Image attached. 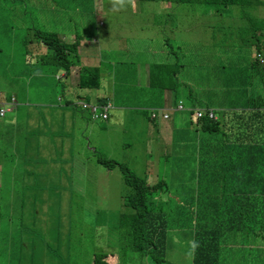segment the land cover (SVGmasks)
I'll return each instance as SVG.
<instances>
[{
  "label": "rangeland",
  "instance_id": "1",
  "mask_svg": "<svg viewBox=\"0 0 264 264\" xmlns=\"http://www.w3.org/2000/svg\"><path fill=\"white\" fill-rule=\"evenodd\" d=\"M243 2L242 6L212 9L177 4L173 0H136L134 9L114 11L112 0H0V15L6 21L0 42V103L9 104L10 97L17 101L14 110L0 118V150L4 151V155L0 154V264L45 262L40 252L30 259L24 258V245L30 246L31 241L33 247L42 249L40 239L51 223H62L63 215L73 212L84 223L77 229L75 242L76 228L72 226L71 238V246L78 250L81 264H88L93 255L101 252H115L121 257V264H156L150 257H141L137 252L117 246L123 238L118 228L121 217L134 213L124 206V199L128 197L125 179L131 181L135 177L149 186H161L171 197L164 207L176 210L189 208L190 201L199 199L194 194L201 190L193 177L201 132L197 136L191 131L179 132L180 125L189 128L190 125L179 123L176 114L166 112L167 120H162L170 125L173 134V155L169 144L166 167L161 158L165 147L155 143L159 138L154 129L160 122H151L149 109L159 103L155 99L156 93L161 92L158 81L168 78L167 70L160 67L178 63L176 56L183 48L199 50L201 45L210 46L201 53L216 57L219 64L207 63L203 67L191 64L193 73L184 81L181 78L184 68L180 67L177 78L185 84L184 95L188 91L200 94L202 105L214 109L221 120V111L229 109L232 97L237 94L228 82L239 83L242 75H246L245 72L235 76L229 64L243 58L248 69L250 60L256 63L264 58V33L258 48L253 41V22H264V0ZM35 30L55 33L63 43L69 44L76 36L82 37L77 46L78 65L71 67L68 79L57 81L56 77H61L64 71L39 66L35 57H29V46L36 51L41 49L36 45ZM145 63L147 66L139 70ZM93 66L106 69L108 94L103 90L76 87L79 74L84 72L82 68ZM257 70L261 67L257 66ZM177 78L171 82H177ZM166 93L170 95L169 90ZM106 95L113 104L108 119L93 120L80 103L98 105ZM184 101L188 102V98ZM183 106L180 115L188 122L189 117L197 120L188 112L187 103ZM40 108L49 109L37 110ZM159 113L163 115L165 111L159 109ZM195 123L201 129V121ZM147 127L151 133L154 131L150 137ZM212 137L220 139L218 135ZM148 143L150 157L145 154L148 152L145 147L140 151L141 145ZM5 153L10 155L9 160ZM97 158L105 161L98 164ZM48 169L61 172L46 189L52 196H29L34 203L20 211L22 189L18 182L22 180L24 184L26 179L31 180L32 184L24 185V193H29L35 182L48 176ZM7 170H11L10 176L2 174ZM14 172H17L15 181ZM72 177L76 181L75 189H69V193L82 192L70 210L71 202H61L59 193L63 189L60 179L70 181ZM28 211L39 215L38 218L29 215L32 225L24 221ZM179 218L181 221L175 226L172 217L169 218L166 257L160 264H191L193 222H184L182 215ZM109 260V257L105 259ZM227 264L236 263L227 257Z\"/></svg>",
  "mask_w": 264,
  "mask_h": 264
},
{
  "label": "trees",
  "instance_id": "2",
  "mask_svg": "<svg viewBox=\"0 0 264 264\" xmlns=\"http://www.w3.org/2000/svg\"><path fill=\"white\" fill-rule=\"evenodd\" d=\"M139 1L154 2L157 0ZM173 2L191 7L200 5L213 9L216 7L227 8L237 5L242 6L243 0H173ZM5 23L6 21L0 15L1 43V31ZM253 31L254 46L258 48L264 33V22H253ZM34 33L36 45L41 47V49L40 51H36L29 46V57H35V63L39 66H49L53 67L55 71L59 69L64 71V76L56 77L57 81L60 82L62 79H68L70 77L71 67L78 65L77 46L83 41L82 37L76 36L74 42L69 44L63 43L58 35L52 32L48 33L35 30ZM43 47H45V50ZM27 59L29 60L28 57ZM176 59L178 63L160 67V69L165 68L168 72L167 80H160L162 83L160 90L162 91L169 89L174 92V88L179 87L177 82H171V79L176 77V73L173 74L174 70L179 71L180 67H182L178 57ZM32 63L27 62L29 65ZM82 69H84V72L78 76L77 88L103 90L108 94L105 68L93 66ZM101 69L102 71H100ZM62 99H65L64 95ZM102 101L100 104L110 102L108 95ZM66 103L69 104L71 102L66 101ZM5 115H0V118H4ZM150 120L155 122L152 119ZM199 121L202 122L201 130L204 133L211 135L218 132L230 140L227 149L236 152V155L232 156V158L238 167L245 166L247 163L246 155L250 150L254 151V157L258 153L260 154L259 148L261 146H259L256 140L258 131L244 132L234 121H226L222 127H220L219 121L214 123L205 117L200 118ZM5 124L10 126L14 125L11 123ZM0 154L4 155V151L0 150ZM29 155L33 154L30 153ZM5 156L8 160L10 159L8 153H5ZM221 158L223 159L224 156ZM104 161L99 158L96 159V163L98 164ZM17 164L20 168L23 167L21 162ZM220 166L227 167L218 176L207 174V176L199 180L200 183L206 184L208 193H195V196L197 194L199 195V199L194 200V202L190 201L191 206L189 208H183L184 210H176V208L174 210L172 207H164L165 201H171V197L169 194L167 195L163 192V188L161 190V186H149L144 180H137L135 177H131V181L126 178L124 184L128 187V197L124 199V206L131 208L134 213L121 217L118 228L120 230L119 234L123 238H120L119 244L117 245L118 248L124 247L138 254H142L145 257H150L151 260L156 261V264L165 262L169 218L172 217L173 225L175 226L178 221H181L179 217L182 215L184 222H193L192 242L195 241L198 244V247L194 250L192 248L191 264H227V257L228 260L236 264H264V231L262 227L263 220L260 219L261 210L264 207V182L258 170L259 165L254 166L251 177L242 182L236 189L230 185V177H228L229 163L222 161ZM75 168L82 171V169ZM2 170L3 168H1ZM46 172L48 176L45 179H40L35 182L29 193H24V185L32 184L33 182L29 179H26L24 184L22 180L18 182L22 189L20 193L22 196L19 207L20 211H23V208L29 204L34 203L29 196L43 195L45 198L52 196L46 189L53 183V178L61 174V172H56V170L50 171V169ZM2 174L4 176H10L11 170L2 172ZM16 177L17 172H14V181ZM75 182L73 177L70 178V181H67L65 178L60 179V185L63 188L59 193L60 200L63 203L69 200L72 204L70 210L75 206L82 192L75 191L71 194L69 193V189H75ZM39 187L45 190L41 192L37 189ZM15 194L17 195L18 193L16 192ZM229 195H233V197ZM14 203L15 197L13 199V206ZM43 210H45V206H43ZM29 215H35L37 218L39 215L31 211L25 214L24 221L32 225L33 222L30 221ZM63 217L64 221L62 223H51V228L42 234L39 243L42 249L33 247V242L31 241L30 246L24 245V258L30 259V257L34 256V253L40 252L41 258L45 260L41 264H81L78 259V250H74V247L71 246V238L72 226L76 228L75 239L73 241L75 242L78 236L77 229L84 225L83 220L75 212L64 214ZM23 225L24 223H22ZM259 225L260 228H258ZM24 226L28 227V225ZM58 244L61 245V250L58 249ZM114 253L106 254V252H101V254H95L90 258L88 264H108L105 258ZM119 260L121 264L120 256L118 257V263Z\"/></svg>",
  "mask_w": 264,
  "mask_h": 264
},
{
  "label": "crops",
  "instance_id": "3",
  "mask_svg": "<svg viewBox=\"0 0 264 264\" xmlns=\"http://www.w3.org/2000/svg\"><path fill=\"white\" fill-rule=\"evenodd\" d=\"M214 46V45H213ZM210 48V46L207 45H201L199 50L197 48H183L180 52V55L178 54L176 57H182L183 61L181 64L183 65L182 67L184 68L181 72V78L186 80L192 71L191 64L203 67V66H208L207 63H213L214 65L219 64L216 60V57L212 56H207L208 54H202L201 51L204 50L205 48ZM212 47V45H211ZM254 48V47H253ZM200 59L202 60L201 62H197L196 60ZM260 59V58H259ZM261 59L264 60L263 57ZM253 61L250 60L249 63V68L247 69V63L244 61L243 58H238L235 59L233 63H230L231 73L234 74L235 76L239 77L240 73H245L246 75H242V81L237 83L233 80H230L229 87L232 88V90L237 93L235 94L232 98L233 101L229 107V109L222 110V116L221 120L217 118L216 111L214 109H209L205 105H202V102L199 101L200 99V94H196L194 91L190 92L188 91L186 95H184V82H179L177 76L180 74L179 71L174 70L173 74L176 73L177 78V84L178 88L172 92L169 89L170 95L166 93V90L162 91L160 93H156L155 99L158 101V105L150 108L151 109H162L166 112H173L176 114V120L179 123H185L189 124L190 128L187 126H179V132L183 131H188V132H195V135H198V132H201L202 139L200 141L201 145L197 149L196 153L198 155L197 157V167L193 171V177L197 179L199 185H200V192H207V186L206 184L200 183L199 180L202 177L207 176V174H214L218 176L224 168L227 166H220V163L223 161L224 163H229L228 167V177H230V185L234 189H236L242 182L247 180L249 177H251L253 173V169L255 165H259L258 170L262 175L263 182H264V63H260V60H257L256 63H252ZM174 64V63H173ZM173 64H168V65H173ZM147 64L142 65L139 67V70H142L141 67H146ZM257 66L261 67V70H257ZM180 67V66H179ZM181 69V68H180ZM64 76V74H62ZM202 77V76H201ZM199 77V80H202V78ZM213 81V84L214 85ZM158 85L161 89L162 83L159 80ZM228 87V88H229ZM181 91V95L179 93ZM222 97L230 98L227 95H221ZM188 98V102H185L184 99ZM85 102V101H84ZM87 103V102H85ZM179 103H187L189 107H196V109H203V110H211L213 113V117L209 118L208 115H205L204 117L209 119L212 122H217L219 121L220 127L223 126V124L226 121H234L236 124H238L244 132L246 131H258L256 140L261 146L259 148L260 154L258 153L254 157V151L250 150V152L246 155L247 158V163L245 164L244 167H238L237 163L235 160L232 158V156L236 155V152H232L231 150L227 149L229 147L228 142L230 141L229 139L225 138L223 135H219L218 132L213 133L211 135L204 133L202 129V122H201V129L200 127L195 123L199 119H194V117H189V122L188 119L180 115L178 109ZM102 105V104H98ZM138 107V106H137ZM184 108V106H183ZM49 108H40L37 110H44L46 111ZM189 112V111H188ZM167 114V113H166ZM167 120V119H166ZM166 120H158L160 122L159 126L155 125L156 128L155 134L159 138L155 140V143L160 142L162 145H164L165 150L164 154L161 155V158H163V163L164 166H167L168 163V147L170 144L171 148V156L173 155V140L171 136V127L169 124H167L165 121ZM154 123L153 121H151ZM226 127V126H225ZM149 130V128L147 127ZM151 134H154V131L151 133L149 130V133L147 132V135L150 137ZM218 135L220 137L219 141L215 140L212 136ZM171 137V138H170ZM252 145V144H251ZM145 147V151H148L147 156H151V148L149 143L141 145L140 151ZM156 148V147H155ZM230 151V153H229ZM144 156V155H143ZM142 156V157H143ZM224 158L222 159L221 157ZM141 157V158H142ZM140 159V158H138ZM216 161V163H212L211 161ZM149 161L146 162L148 164ZM151 163L152 160H150L149 167L151 168ZM141 167L143 169L144 166L141 164ZM146 170V169H145ZM147 171V170H146ZM164 176V175H163ZM233 197V195H229ZM171 203H174L172 201ZM175 210V209H174ZM260 219L263 220L262 227L264 231V207L261 210L260 214ZM260 227V225H259ZM138 254V253H137ZM113 255H116L115 253ZM113 255H108L107 257L110 258L109 261H107L108 264H119L118 263V256ZM141 257H145L142 254H139ZM107 257L105 259H107Z\"/></svg>",
  "mask_w": 264,
  "mask_h": 264
},
{
  "label": "built area",
  "instance_id": "4",
  "mask_svg": "<svg viewBox=\"0 0 264 264\" xmlns=\"http://www.w3.org/2000/svg\"><path fill=\"white\" fill-rule=\"evenodd\" d=\"M260 63H264L263 59H259ZM13 102V100H12ZM81 107L83 110H88L92 119H101V120H107L109 115V110L113 107V105L108 102L102 105H89L85 102L80 103ZM5 110L4 109H0V115H4ZM193 116H195L197 119H200L202 117H204L205 115H208L209 118L213 117V113L211 110H196L194 114H192ZM168 117V115L165 113L162 115L163 119H166ZM150 118L151 119H156L157 118V114L156 111L152 110L151 114H150Z\"/></svg>",
  "mask_w": 264,
  "mask_h": 264
},
{
  "label": "clouds",
  "instance_id": "5",
  "mask_svg": "<svg viewBox=\"0 0 264 264\" xmlns=\"http://www.w3.org/2000/svg\"><path fill=\"white\" fill-rule=\"evenodd\" d=\"M112 5H113L114 11H124V10H127L128 8H133L134 9L136 7V0H112ZM178 60L181 63L183 58L182 57H178ZM12 100H13V102H12ZM8 102H10V103L7 104V105L0 103V109H4L5 113L14 110V108L17 106V103H16L17 101L13 97H11ZM178 106L180 107L179 110H183L184 109L181 103H179ZM152 110L156 111V114H157V118L156 119H152V120L157 121V120L162 119V115H160L159 109H151L149 111L150 114H151ZM196 110H203V109H196V107H189L188 108V111L191 114H194ZM196 247H198V244L195 241H193L192 242L193 250Z\"/></svg>",
  "mask_w": 264,
  "mask_h": 264
}]
</instances>
